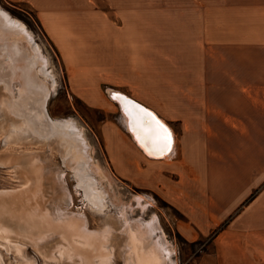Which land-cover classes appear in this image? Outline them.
I'll return each instance as SVG.
<instances>
[{"label":"rangeland","instance_id":"374dc122","mask_svg":"<svg viewBox=\"0 0 264 264\" xmlns=\"http://www.w3.org/2000/svg\"><path fill=\"white\" fill-rule=\"evenodd\" d=\"M102 6L113 20L126 23L127 26L138 17L139 30H146L141 24H146L148 12H151L155 30L169 32L170 36L165 39L161 37L159 40V36L155 35V62L161 73H155V76L162 85V78L181 77L182 72L188 75L201 73L203 66L199 65L202 60L210 58L213 35L217 36L223 30H241V19L235 18L233 9H227L225 0L108 2ZM0 8L25 27L31 35L32 45H37L48 60L46 71L40 73L50 88L45 103L48 116L54 120L74 121L83 129L92 147L93 160L112 180L122 205L110 201L100 208L91 205L77 184L72 162L65 159L66 149L56 137L9 135L10 130L14 129L12 125H17L20 120L5 108L0 110V161L4 162L0 163V192L28 189L29 181L26 182L20 168L35 157L42 163L45 175L40 206L43 210L82 216L88 230L102 231L107 228L110 264H127L134 257L128 233L131 229H145L150 221L155 229L146 234L144 241L151 245L156 241L168 243L171 258L164 264H191L203 250H209L210 239L219 226L191 240L189 236L186 239L176 225L184 232L199 231L201 226L205 229V207L209 197L205 190L213 184L210 180L206 184L204 180L195 179L194 174L187 169V164L178 161L175 153L171 159L155 163L144 157L137 158L133 148L135 145H132L124 129L119 109L106 90L115 88L130 96H138L140 98H135L148 103L161 114H173L170 119L175 117L177 107L161 99L159 93L143 91L145 87L134 84L135 77L129 74H115V84L104 81V76L96 77L95 82L88 81L83 75L68 77L58 52L40 29L32 9L24 2L9 0H0ZM137 10L138 13L134 14L136 18L131 20V13ZM219 37L225 35L220 34ZM177 64L180 70L174 66ZM187 84V90H195L196 83ZM177 85L174 83L166 89L177 91ZM17 87L14 85V89ZM2 93L0 86V100L4 97ZM168 122L178 133L177 121ZM138 194L143 199L141 204L135 199ZM240 208H236L222 223H227ZM14 235L7 238L0 236V264H80L78 256L74 257L70 250L62 252L65 247L57 234L45 237L38 243ZM140 254V250L135 252L137 258Z\"/></svg>","mask_w":264,"mask_h":264},{"label":"crops","instance_id":"0c3cea01","mask_svg":"<svg viewBox=\"0 0 264 264\" xmlns=\"http://www.w3.org/2000/svg\"><path fill=\"white\" fill-rule=\"evenodd\" d=\"M9 1L24 2L32 9L68 77L83 75L95 82L104 76V81L115 84V74H129L135 77L134 84L145 87L143 91L159 93L177 107L172 119L173 114L165 116L153 109L166 122L177 121L178 133L168 122L175 135L177 160L187 164L195 179L206 184L210 180L213 186L205 190L209 196L205 229L176 228L194 240L219 226L210 249L191 264H264V0H225L227 9L241 19V30L214 34L210 58L199 65L201 73L162 78L163 85L155 76L161 75L155 62V35L165 39L169 32L155 30L151 12L146 24H141L146 30H139L134 16L138 10L131 13V20H136L127 26L113 20L102 4L176 0ZM174 66L180 70V65ZM187 82L196 83L195 90H187ZM174 83L178 90L168 91ZM133 148L137 158L152 163L166 160H151Z\"/></svg>","mask_w":264,"mask_h":264},{"label":"bare ground","instance_id":"6f19581e","mask_svg":"<svg viewBox=\"0 0 264 264\" xmlns=\"http://www.w3.org/2000/svg\"><path fill=\"white\" fill-rule=\"evenodd\" d=\"M47 64L48 60L40 48L32 45L31 35L25 27L0 8V86L4 95L0 100V110L5 108L20 120L17 125H12L14 129L10 130L9 135L56 137L60 145L66 149L65 159L72 162L77 184L82 188L87 201L98 208L109 201L112 204H121L120 196L116 195L112 180L98 162L93 160L92 147L89 146L83 129L71 120L51 119L45 111L50 88L46 80L41 78L40 73L46 71ZM14 85L18 87L14 89ZM130 97L133 98V96ZM116 105L119 109L118 104ZM120 116L126 127V118L122 114ZM126 132L131 138L129 132L127 130ZM171 132L172 150L160 159L146 156L132 138L131 140L147 158L167 160L175 151V135L172 129ZM139 134L138 132L137 135ZM142 140L146 144H152L151 140L144 138L143 135ZM28 162L21 166L20 171L27 179L26 182L29 181L27 185L30 187L24 191L0 192V236L7 238L18 234L38 243L45 237L57 234L65 247L62 252L70 250L74 257L78 256L80 264H110L108 229L88 230L82 216L43 210L39 204V198L43 194L44 168L38 158L34 157ZM0 163L4 162L0 161ZM17 168L19 169L18 166ZM135 199L138 204L143 202L139 194L135 196ZM154 229L150 221L145 229L137 228L129 231L131 253L134 257L132 256L127 264L131 262V264H164L166 260H170L171 249L168 243L156 241L154 245H151L144 241L146 234ZM137 250L141 252L138 258L135 255Z\"/></svg>","mask_w":264,"mask_h":264},{"label":"water","instance_id":"95a60500","mask_svg":"<svg viewBox=\"0 0 264 264\" xmlns=\"http://www.w3.org/2000/svg\"><path fill=\"white\" fill-rule=\"evenodd\" d=\"M106 93L108 97L112 98L116 104L119 106L120 114H122L123 117L126 118V127L124 126V129L129 132L131 135V138L134 140L136 145L140 148V150L146 154V156L150 158L160 159L164 155H167L172 150L173 145V135L171 132L172 127L169 125L168 122H164L162 117L159 116V114L153 109L145 104L139 102L134 97H130L126 92L115 89V88H108L106 90ZM121 100V101H120ZM123 105H125L123 107ZM134 106H139L134 107ZM140 109H145L148 113H151L157 120H159L168 130V132L171 134V143L170 145L164 149L163 153L161 154L158 147L152 146V144H146L142 140V135L145 138L144 129L148 127V121L149 117L143 116V123L141 122V116L143 115L140 113ZM132 127V128H131ZM143 131V133H141ZM140 133L139 136L137 133ZM139 137V139H138ZM151 153V154H150Z\"/></svg>","mask_w":264,"mask_h":264},{"label":"snow or ice","instance_id":"6c2138e0","mask_svg":"<svg viewBox=\"0 0 264 264\" xmlns=\"http://www.w3.org/2000/svg\"><path fill=\"white\" fill-rule=\"evenodd\" d=\"M134 107L138 108L139 106ZM140 113L143 114L141 116L142 123L144 122L143 116L150 118L148 121V127L144 129L145 137L150 139L153 146L158 147L162 154L164 149H166L171 143V134L168 132L167 128L151 113H148L145 109H140Z\"/></svg>","mask_w":264,"mask_h":264},{"label":"trees","instance_id":"16d2710c","mask_svg":"<svg viewBox=\"0 0 264 264\" xmlns=\"http://www.w3.org/2000/svg\"><path fill=\"white\" fill-rule=\"evenodd\" d=\"M37 19V18H36Z\"/></svg>","mask_w":264,"mask_h":264}]
</instances>
